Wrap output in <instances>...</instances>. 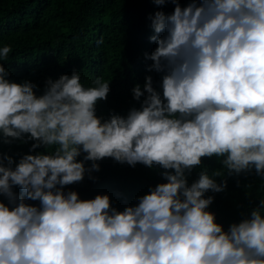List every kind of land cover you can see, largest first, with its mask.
I'll return each instance as SVG.
<instances>
[{
  "label": "clouds",
  "instance_id": "1",
  "mask_svg": "<svg viewBox=\"0 0 264 264\" xmlns=\"http://www.w3.org/2000/svg\"><path fill=\"white\" fill-rule=\"evenodd\" d=\"M153 2L175 5L150 18L156 47L146 58L162 96L146 76L143 91L132 89L141 107L126 116L96 115L110 91L102 77L84 87L73 70L37 95L35 83L10 81L0 63V143L32 141L14 168L0 154V195L12 205L0 201V264H264V198L225 231L204 196L225 190L215 179L225 171L254 169L264 180V0ZM10 52L0 47V61ZM41 146L47 154H31ZM213 156L222 170L201 171L189 185L186 173ZM105 158L158 165L166 182L122 211L107 194L63 191L86 171L95 181Z\"/></svg>",
  "mask_w": 264,
  "mask_h": 264
},
{
  "label": "trees",
  "instance_id": "2",
  "mask_svg": "<svg viewBox=\"0 0 264 264\" xmlns=\"http://www.w3.org/2000/svg\"><path fill=\"white\" fill-rule=\"evenodd\" d=\"M181 7L189 0H179ZM175 5L166 2L156 5L153 0H0V47L11 45L8 60L0 61L9 75L7 79L17 83L25 80L37 85L34 92L41 95L48 78L58 79L61 74L80 73L84 87L92 86L96 77L109 80L110 91L106 100L96 104V115L107 119L111 114L126 116L139 101L132 89L139 84L143 91L145 77L153 78V87L161 93V74L149 72L152 64L146 54H151L156 44L150 40L154 35L151 17L156 11L170 14ZM147 95V93H145ZM32 141L11 144L0 143V154L13 157V165L29 154ZM47 154L41 146L31 154ZM82 153L78 160H83ZM221 159L215 156L202 158L200 166L186 173L189 185L199 178L201 171L208 174L222 170ZM89 168L91 161H85ZM100 165L96 177L84 179L65 186L63 191H76L80 199H92L98 193L107 194L112 207L122 211L125 206L138 204V198L148 193L158 183L166 182L161 175L164 169L158 165L148 168L137 163L134 167L120 164L112 158L97 161ZM171 171V170H169ZM217 183L227 181L224 191H208L205 198L213 196L208 210L215 214L216 222L227 231L231 223H238L250 215L251 209L264 198V180L250 174L215 177ZM13 191L20 195L18 186ZM9 207L7 197L0 195ZM39 205V201L26 200Z\"/></svg>",
  "mask_w": 264,
  "mask_h": 264
}]
</instances>
